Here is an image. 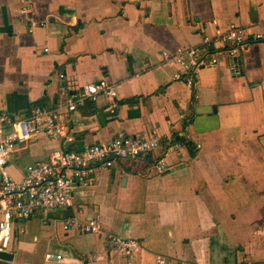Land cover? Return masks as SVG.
Listing matches in <instances>:
<instances>
[{
    "label": "crops",
    "instance_id": "0c3cea01",
    "mask_svg": "<svg viewBox=\"0 0 264 264\" xmlns=\"http://www.w3.org/2000/svg\"><path fill=\"white\" fill-rule=\"evenodd\" d=\"M230 25L264 32V0H0V112L57 107L61 87L103 78L117 92L113 113L99 96L66 114L59 140L18 144L5 167L12 179L53 150L119 135L181 145L161 174L159 151L118 161L76 185L69 206L17 223L12 259L0 264H264V42L248 46L235 73L221 55L192 88L160 56ZM92 218L101 234L62 229ZM105 234L141 247L122 256Z\"/></svg>",
    "mask_w": 264,
    "mask_h": 264
},
{
    "label": "built area",
    "instance_id": "2783aa9c",
    "mask_svg": "<svg viewBox=\"0 0 264 264\" xmlns=\"http://www.w3.org/2000/svg\"><path fill=\"white\" fill-rule=\"evenodd\" d=\"M255 42H264V32H250L245 27L230 25L212 37L203 36L198 46L176 47L172 51H162L160 56L163 63L176 68L172 79L192 88L199 72L215 67L221 55L229 61V70L235 73L242 55ZM60 92L63 95L60 106H36L20 116L0 112V252H11L17 223L26 222L41 211L69 206L76 185L90 183L96 172L110 169L118 161L144 159L159 151L153 168L161 174L167 168V153L181 147L178 142L156 136L119 135L107 143L92 144L81 151L53 150L45 160L28 167L22 179H12L5 167L18 144L40 138L59 140L65 136L63 123L66 114L79 110L87 102H95L99 96L111 102V113L117 108L116 88L104 78L87 83L73 93L66 91L65 87H61ZM62 229L82 234L102 233L97 218L85 222L65 221ZM105 240L111 250L126 257L141 247L137 239L113 234H105ZM45 258L61 260L60 255L50 253Z\"/></svg>",
    "mask_w": 264,
    "mask_h": 264
},
{
    "label": "water",
    "instance_id": "95a60500",
    "mask_svg": "<svg viewBox=\"0 0 264 264\" xmlns=\"http://www.w3.org/2000/svg\"><path fill=\"white\" fill-rule=\"evenodd\" d=\"M12 259V254L11 253H6V252H0V260H11Z\"/></svg>",
    "mask_w": 264,
    "mask_h": 264
},
{
    "label": "trees",
    "instance_id": "16d2710c",
    "mask_svg": "<svg viewBox=\"0 0 264 264\" xmlns=\"http://www.w3.org/2000/svg\"><path fill=\"white\" fill-rule=\"evenodd\" d=\"M177 139H178V138H177ZM177 139H176V140H177ZM184 143H185V145H186L187 147H189V148L191 147V144H190L189 142L185 141Z\"/></svg>",
    "mask_w": 264,
    "mask_h": 264
}]
</instances>
